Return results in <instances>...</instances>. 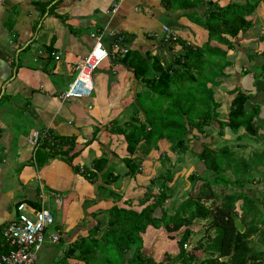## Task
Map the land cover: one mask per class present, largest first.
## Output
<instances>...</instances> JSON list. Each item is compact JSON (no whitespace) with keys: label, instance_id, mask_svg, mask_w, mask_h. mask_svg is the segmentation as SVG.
Masks as SVG:
<instances>
[{"label":"crops","instance_id":"obj_1","mask_svg":"<svg viewBox=\"0 0 264 264\" xmlns=\"http://www.w3.org/2000/svg\"><path fill=\"white\" fill-rule=\"evenodd\" d=\"M173 1L177 3L172 4ZM243 1L0 0V253L5 250L1 231L17 215V203L38 202L41 193L45 206L54 216L50 231L58 234L59 242H43L37 254V261L41 257L38 264H50L55 253L60 256L57 245L69 246L77 238L87 236L97 222H105L106 212L112 206L140 212L139 200L143 199L149 182L158 171L156 162L150 157L166 152L167 142L163 139L158 142V149L152 150L143 161L140 172L127 175L123 162L128 157L125 138L112 130L127 123L130 105L133 106L137 93L146 91V88H142L144 86L121 59L110 55L102 67L97 68L93 75V97L64 102L59 99L72 82L70 79L75 77L74 65L94 45L95 39L91 35H101L110 54L116 43L117 47L141 55L149 53L165 64L182 52V42L191 47L206 42V32L193 23L192 14L195 13V19L201 17L209 3L223 8L231 2ZM181 3L196 7L187 10L175 7ZM263 14L259 20L264 24ZM164 28L182 42L165 41ZM253 31L239 34L235 39L225 37L233 44L230 48L214 41L210 43L227 51V60L232 64L224 70L226 77L217 79L219 86L209 85L216 102L217 90L230 92L236 87L243 90V87V91L253 97H260L259 101L253 99L252 104L264 103V94L258 90L252 75L241 76L246 70L243 66L238 73V83L235 82L241 88L231 86L226 89L225 85L231 83L228 78L234 77L237 67H241L230 57L236 55L238 43L243 47L249 45L251 41L247 35L251 36ZM259 44L264 47V41ZM259 47L256 43L254 49L259 51L262 49ZM261 108L260 121L263 123L264 106ZM137 117L143 122L141 111ZM45 129L60 140L69 138L72 141V147L67 141L62 150L70 148L69 156L80 152L72 161L74 166L90 167L94 160H106L105 170L118 175L117 181L108 187L119 198H112L107 191L97 195L96 187L103 184L100 175L96 185H91L73 172L67 164V155H57L37 167L35 148L29 144L28 138L33 131L42 133ZM195 132L194 135H200ZM198 147L194 150H200L201 143ZM15 179L16 185L11 182ZM155 192L153 189L150 193ZM152 230L155 229L149 227L142 236L144 252L156 239V236L150 237ZM73 261L83 264L74 259H67L65 263Z\"/></svg>","mask_w":264,"mask_h":264},{"label":"trees","instance_id":"obj_2","mask_svg":"<svg viewBox=\"0 0 264 264\" xmlns=\"http://www.w3.org/2000/svg\"><path fill=\"white\" fill-rule=\"evenodd\" d=\"M175 7L187 10L196 6L181 3ZM262 13L264 0L231 2L223 8L209 3L201 17L195 19V13H191L193 23L207 35L201 46L191 47L177 39L182 42V52L165 64L149 53L141 55L132 50L117 58L146 88L137 93L133 115L127 123L112 130L125 138L128 157L123 162L127 175L138 174L143 161L164 139L172 152L177 155L188 152L197 159L201 171L194 170L187 179L201 185L195 194L179 199L170 212L166 204L173 197L169 184L174 171L165 168L163 161L168 158L161 154L162 168L139 200L140 212L112 206L106 212L105 222H97L87 236L77 238L68 246L61 260L63 264L67 259L83 264H264V120L260 121L264 103L252 104L254 95L236 87L229 92L233 97L227 118L221 121L220 106L209 87L219 86L217 79L226 77L224 69L231 65L227 52L210 43L214 41L230 48L233 44L225 37L235 39L258 27L261 34L256 43L264 41V24L259 20ZM258 55L263 61L250 70H243L241 76L252 74L258 90L264 94V52ZM249 58L251 62L256 59L255 56ZM200 78L197 92L193 85ZM140 111L143 122L137 117ZM226 130L236 136V144L215 146L211 141L201 142L200 150L189 148L191 140L197 139L193 131L213 140L211 131L223 139ZM245 138L263 147L254 149L247 157L242 156L237 151L246 149L248 144L242 143ZM67 141L72 147L69 138L60 140L48 130L47 133L42 131L34 150L35 165L41 167L57 155L69 156L70 148L62 150ZM79 153L74 152L67 159L73 172L91 185H96L100 175L103 184L96 187L97 195L107 191L112 198H119L108 187L117 181L118 175L105 170L107 161L101 158L94 160L90 167L74 166L72 161ZM252 184H262V191H255ZM153 189L156 192L152 194ZM29 204L36 209L40 207L39 201ZM199 221L205 222L203 235L189 250L191 227ZM149 227L163 229L171 240H174L173 234L180 233L174 257L164 254L163 262H156L144 252L142 236ZM255 237L257 240H253ZM4 249L3 253L9 248L5 245Z\"/></svg>","mask_w":264,"mask_h":264},{"label":"rangeland","instance_id":"obj_3","mask_svg":"<svg viewBox=\"0 0 264 264\" xmlns=\"http://www.w3.org/2000/svg\"><path fill=\"white\" fill-rule=\"evenodd\" d=\"M253 32L254 33L251 36L249 34L247 35L248 36L247 37L248 41H251V42H249V45L243 47L242 45H240L238 43V46L236 48L237 51H235L236 55H234V57H232V58L230 57L231 60H234L235 62H239V64H241V68L243 66L244 69H246V70L252 69L253 65H259L260 62L263 61L262 58H260L259 55H258L261 52L262 53L264 52V47L261 46L262 44H259V42L257 43V46L259 45L260 47H262L261 50L258 51V49H254V47L256 46V42H257L256 40L258 38L257 36H258V34H261L260 33L261 31H259V29H258L257 31H253ZM247 33L248 32H246L245 34H247ZM250 37H252V38H250ZM244 39H246V38H243L242 40H244ZM250 56H255L256 59H254L251 62V60L249 58ZM227 61L229 63H231L229 60H227ZM102 65L100 66V68L102 67ZM231 66H232V64H231ZM239 71H240V66L237 67V69L235 71L236 75L234 77L230 76V78H228V79L231 80V83L227 82L225 84L226 85V89H229L231 86H239L241 88V85L237 84L238 83V78H239V75H238ZM229 72H230V70H229ZM199 75H201V72H200ZM75 76H76V74H75ZM243 77H245V76H243ZM248 78H250V77L248 76ZM93 79H94V77H93ZM70 81H72V78L70 79ZM235 82H237V83H235ZM250 82H251V79H250ZM250 82L248 81L247 84H249ZM193 86H195V88L197 87L196 88L197 92H199L198 91V87L200 88V86H201V78L197 82V84H195ZM142 88H144V87H142ZM242 89L244 90L245 88L242 87ZM259 89H261V88H259ZM217 91H218V96H217L216 100H217V102H219V105H220V107L218 108L219 118L221 120H226L228 107H229V103H230V101L232 99V96H230L228 91H226V92H220L219 90H217ZM194 93H195V91L193 92V95H194ZM93 96H94V93L91 95V97H93ZM258 97H259L258 95H255V97H253L252 100L254 99V100L259 101L260 97L259 98ZM131 105H130V108H129V111H130L129 114L133 115L134 107L131 106ZM130 117H129V119H130ZM214 128H215V130H218L217 125H215ZM240 132H242V130ZM192 134H194V133H192ZM211 134L213 135V140H211L210 138H203L202 135L195 134L196 138H198V139H196V140L192 139L191 142L189 143V148H192V149L195 148L196 149V147L199 148L198 147L199 143H201V142L202 143L203 142L210 143L211 141H212V143L215 146H224V145L236 144V142H234V139L236 138V136L235 135L233 136L227 130L225 131V136H224L223 139L220 138L215 133V131H211ZM190 138H192V135H190ZM224 139L230 140V142H227V140H224ZM200 140H201V142H200ZM195 141H198V142H195ZM242 143L248 144L246 149L243 150V151L238 149L237 152H239L240 154H242V156H245V157L250 155V153L254 149H256V148L257 149H261V147H263L262 144L254 143L253 141H250V139H248V138H245ZM166 148H167L166 152L163 153V154H165L168 159H165L163 161L164 166H165V168H170V169H172L174 171V177L172 178V180L170 181V184H169L170 186H172V192L171 193L173 194V197L170 200V202H168L166 204V207L171 212L173 205H175L176 202L179 201V199L183 198L184 196H186L189 193L195 194L197 192L198 187L201 185V183L200 182L191 183V182H189L187 177L194 170L198 171V172L201 171V164H199L197 159L192 157V155L190 153H188V152L185 153L184 155H182V154L177 155L176 153L171 151V149L169 148V144H167ZM159 155H161V154H159V152H158V153H156V155L154 154L152 157H150L153 162L154 161L156 162L155 165H156V168H157L158 171L162 168L161 165H160V160H162V159H160ZM11 182H12V184L16 185V179H15V182L14 181H11ZM251 187L254 188V190L257 191V192L258 191H262V184H252ZM215 190H218V188H215ZM222 190H223V188H222ZM47 191L48 190H45V192H47ZM175 200H177V201H175ZM50 201L48 203L49 207L51 206L50 205ZM171 201H175V202H171ZM207 204L209 205L210 202H207ZM261 209H262V207H261ZM262 212L264 213L263 209H262ZM204 227H205V222H202V221L194 223V225L191 227L193 235L191 236L190 241H189V247H188V248H190L189 250L192 249V247L194 246L195 242L199 238H201V236L203 235V231L205 229ZM152 231H153V234H151L150 237H155L156 236V239L153 241L151 247L146 248L145 253L147 255H150L157 262H163V259H164V256H165L164 254H167L170 257H174L177 254V252H178L177 240L181 237L180 233L173 234L174 240H171L168 236H166V233H165V231L163 229H155V230H152ZM253 240H257V238L255 237ZM57 247L61 250V251H59V255L60 256L59 257L56 256L57 253H55V258L52 259V262H50V264H53V263H55V264H63L61 262V260L63 258V251L68 246L63 244V245H57ZM39 256L40 255H38V257ZM40 258L41 257H39V260L37 261V264L40 262V260H41ZM74 262L75 261H73V263ZM73 263H71V264H73ZM75 264H76V262H75Z\"/></svg>","mask_w":264,"mask_h":264},{"label":"built area","instance_id":"obj_4","mask_svg":"<svg viewBox=\"0 0 264 264\" xmlns=\"http://www.w3.org/2000/svg\"><path fill=\"white\" fill-rule=\"evenodd\" d=\"M91 36L95 39V43L91 50L74 65L76 76L60 94L59 99L62 102L90 97L94 88L93 75L97 68L110 55L117 59L129 50L125 47H117L114 43L110 54L104 47L101 35L92 34ZM163 36L165 41L177 40L176 35L166 28L163 29ZM44 132L47 133V129ZM40 134L36 131L30 134L28 142L33 148L37 147ZM39 203V209L25 202H20L15 207L17 215L1 231L4 245L9 249L7 252L0 253V264H35L44 241L59 242L58 234L49 230L54 225V216L44 204L43 193L39 195Z\"/></svg>","mask_w":264,"mask_h":264},{"label":"bare ground","instance_id":"obj_5","mask_svg":"<svg viewBox=\"0 0 264 264\" xmlns=\"http://www.w3.org/2000/svg\"><path fill=\"white\" fill-rule=\"evenodd\" d=\"M73 81V80H72ZM47 144V143H46ZM42 149V148H41ZM41 249V248H40Z\"/></svg>","mask_w":264,"mask_h":264}]
</instances>
